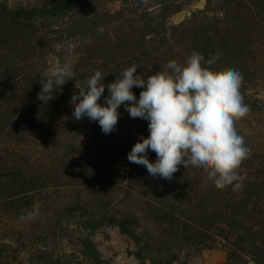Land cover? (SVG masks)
<instances>
[{
	"label": "trees",
	"instance_id": "trees-1",
	"mask_svg": "<svg viewBox=\"0 0 264 264\" xmlns=\"http://www.w3.org/2000/svg\"><path fill=\"white\" fill-rule=\"evenodd\" d=\"M199 1L65 0L0 9V264H11L14 246L27 250L33 243L46 249L36 264H62L55 247L73 241V226L87 234L118 228L135 243L141 264H175L180 254L213 250L219 242L226 264H264V151L242 163L245 179L235 191L217 189L206 173L183 165L171 180L136 175L126 158L131 149L119 148L116 134H104L99 122L81 141L79 126L64 119L58 87L47 103L37 98L52 57L70 61L81 85L96 70L107 85L132 65L147 79L171 60L218 55L213 70L238 71L241 95L256 88L264 77V60L256 58L264 47V0H205L207 9L219 5L221 17L194 11L182 24L171 23ZM132 91L138 99L142 89ZM108 94L106 87L100 103ZM81 165L111 174L66 199L51 198L59 179L76 180ZM34 205L38 215L28 219ZM77 245L88 264H103L89 237Z\"/></svg>",
	"mask_w": 264,
	"mask_h": 264
},
{
	"label": "clouds",
	"instance_id": "clouds-1",
	"mask_svg": "<svg viewBox=\"0 0 264 264\" xmlns=\"http://www.w3.org/2000/svg\"><path fill=\"white\" fill-rule=\"evenodd\" d=\"M98 31L103 34L104 28ZM216 59L218 55L205 62L203 55L193 53L183 65L171 60L165 70L147 79L132 65L107 85L100 82L104 77L96 70L84 85L76 82L79 91L71 97L73 116L76 120L87 116L90 121H98L103 133L110 134L117 130L118 109L124 105L131 118L149 122L150 133L128 153L129 163L145 166L152 178L165 180H171L183 165L187 170L206 173V182L217 189L231 186L234 191L240 190L245 176L238 170L252 153L235 122L250 108L240 93L241 74L232 68L213 70ZM74 77L68 60L44 69L37 98L47 103L54 98L56 87L61 88ZM134 86L142 89L138 99L132 91ZM106 87L109 94L102 104ZM149 150L156 154L155 163L148 158ZM38 211V205H34L27 218H35Z\"/></svg>",
	"mask_w": 264,
	"mask_h": 264
},
{
	"label": "rangeland",
	"instance_id": "rangeland-1",
	"mask_svg": "<svg viewBox=\"0 0 264 264\" xmlns=\"http://www.w3.org/2000/svg\"><path fill=\"white\" fill-rule=\"evenodd\" d=\"M63 1L65 0H0V9L2 7H7L10 10L43 8L58 5ZM117 8L118 5L111 7L112 10H116ZM194 11H206L208 18L221 17L217 3H213L207 9L206 1L201 0L194 4V6L187 7L172 17L171 23L175 26L182 24L191 17ZM256 58L264 60V47H261V50L256 52ZM177 62L183 65L186 62V58L184 56L180 57ZM63 63L62 58L52 57L49 62V68ZM257 67L260 68V66ZM76 82L77 78H73L66 81L61 88L58 87L57 98L66 106L64 119L69 122L71 121V124L79 126L81 130L80 136L82 137L81 141L85 142L91 137L93 128L96 127L98 121H90L87 116L78 121L74 118V106L71 104V97L74 92H78V89L75 88ZM242 97L244 103L249 106L250 111L244 118L235 122V127L237 132L245 137L252 156L257 151H264V77L256 88L247 89L242 94ZM148 123V121L140 118H131L129 113L124 109L122 114H120L116 126L117 130L112 132V134H116L119 148H124L126 152H129L128 150L132 149L137 142L142 141L143 138H147L150 134ZM125 144H130L131 148H128L130 147L129 145L125 147ZM148 158L151 162H155L157 159L156 154L151 150L148 152ZM132 169L136 175L148 174L146 167L142 165L132 164ZM75 172L78 176L76 180L70 177V175L59 179L60 182L58 184L61 188L54 195L52 194L51 198L56 196L58 201L66 199L67 196L75 194L76 188H85V185L97 182L111 174L110 171H106L105 174L100 176V171H91L83 167V165L80 166V169H76ZM70 229L75 230V232L71 233L73 243L71 241L59 240L61 242L55 247L56 255L64 257L62 264H88L82 254V250L77 245V240L81 237H89L94 243L100 253L103 264H141L137 259V247L135 243L114 226L101 227L91 234H87L82 229H76L74 226ZM36 244L29 245V249L27 250L14 246L12 251H16V253L10 255L11 264H36L40 260L39 257L46 252V249L42 245ZM226 259L227 250L223 243L219 242L213 250L199 251L191 254L190 257L182 253L178 256L175 264H226Z\"/></svg>",
	"mask_w": 264,
	"mask_h": 264
}]
</instances>
